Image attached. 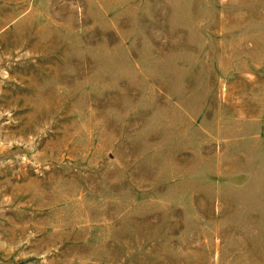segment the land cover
Wrapping results in <instances>:
<instances>
[{
	"label": "rangeland",
	"instance_id": "obj_1",
	"mask_svg": "<svg viewBox=\"0 0 264 264\" xmlns=\"http://www.w3.org/2000/svg\"><path fill=\"white\" fill-rule=\"evenodd\" d=\"M0 264H264V0H0Z\"/></svg>",
	"mask_w": 264,
	"mask_h": 264
}]
</instances>
